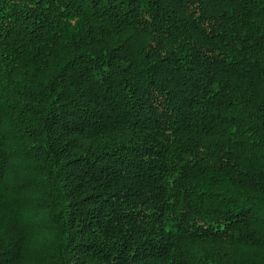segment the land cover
<instances>
[{
    "label": "trees",
    "instance_id": "16d2710c",
    "mask_svg": "<svg viewBox=\"0 0 264 264\" xmlns=\"http://www.w3.org/2000/svg\"><path fill=\"white\" fill-rule=\"evenodd\" d=\"M0 264H264V0H0Z\"/></svg>",
    "mask_w": 264,
    "mask_h": 264
}]
</instances>
